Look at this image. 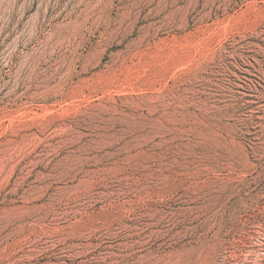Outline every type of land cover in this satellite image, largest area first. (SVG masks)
Returning <instances> with one entry per match:
<instances>
[{"label":"rangeland","instance_id":"rangeland-1","mask_svg":"<svg viewBox=\"0 0 264 264\" xmlns=\"http://www.w3.org/2000/svg\"><path fill=\"white\" fill-rule=\"evenodd\" d=\"M0 264H264V0H0Z\"/></svg>","mask_w":264,"mask_h":264},{"label":"trees","instance_id":"trees-1","mask_svg":"<svg viewBox=\"0 0 264 264\" xmlns=\"http://www.w3.org/2000/svg\"><path fill=\"white\" fill-rule=\"evenodd\" d=\"M211 128L213 127H210L209 129L204 130L208 132L209 138L205 139L204 141H201L199 146H196L197 150L195 151H199V155L202 158L207 157L208 153L214 152L217 144H232L230 137L226 133H222L221 137L216 136L214 134H213L214 136L210 137L212 134L211 132L214 133V131Z\"/></svg>","mask_w":264,"mask_h":264}]
</instances>
